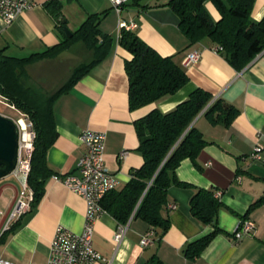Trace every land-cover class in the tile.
I'll use <instances>...</instances> for the list:
<instances>
[{
    "label": "crops",
    "instance_id": "1",
    "mask_svg": "<svg viewBox=\"0 0 264 264\" xmlns=\"http://www.w3.org/2000/svg\"><path fill=\"white\" fill-rule=\"evenodd\" d=\"M29 1L33 5L9 24L0 17V51L4 54L27 56L56 45L63 36L60 21L45 9L48 0ZM59 1L70 31L88 14L104 11L99 28L112 36L113 43L102 60L53 100L57 136L45 154L54 174L45 179L41 198L36 203L29 200L12 174L20 188L8 182L6 176L0 178V210L11 211L21 195L29 203L6 228V217L0 215V257L14 264H44L56 225L73 232L82 229L84 199L68 189L61 178L77 173L78 159L86 151L78 139L83 128L105 131V165L115 173L120 188L129 180L130 170L143 162L137 150L139 138L134 121L155 107L168 111L194 89L202 88L237 111L228 125L211 123L203 111L191 121L206 144L194 161L185 158L176 169L178 180L186 185L167 188L168 230L160 240L143 246L139 242L148 226L140 218H132L117 242L113 234L118 223L103 213L95 222L92 244L105 260L95 264H146L153 260L163 264H264V203L250 206L264 195V49L243 68L236 69L224 54L214 52L217 44L208 39L188 43L179 29L177 14L166 4L168 0H127L119 11L109 0ZM205 7L214 20L220 17L209 0ZM250 14L257 21L264 18V0H255ZM122 20L134 21L136 27L132 30L146 44L161 56H174L184 67L188 81L177 93L138 109L129 108V81L124 70L125 60L131 55L118 45ZM83 45L77 41L59 56L75 61L80 52H86ZM193 50H199L200 56L188 63L185 55ZM256 143L262 145L260 159L250 156ZM198 188L212 189L217 196L221 204L217 226L223 231L211 238L198 255L188 257L184 254L187 244L212 230L190 214L189 200ZM243 219L252 220L254 229L239 240L233 239V231Z\"/></svg>",
    "mask_w": 264,
    "mask_h": 264
},
{
    "label": "trees",
    "instance_id": "2",
    "mask_svg": "<svg viewBox=\"0 0 264 264\" xmlns=\"http://www.w3.org/2000/svg\"><path fill=\"white\" fill-rule=\"evenodd\" d=\"M208 0H168L166 4L177 14L179 29L188 43L203 39L220 46L221 54L236 69L243 68L264 49V18L254 20L251 16L255 0H209L220 17L214 20L205 7ZM59 0L45 2L54 18L62 15ZM104 14L91 13L71 35L65 34V24L59 22L62 38L55 44L27 56H11L0 51V93L33 123L36 136L30 153V170L27 185L31 190L32 202L41 198L45 179L54 174L48 167L46 154L54 142L57 131L53 118V103L61 93L72 85L93 65L104 58L111 49L113 38L99 28ZM82 41L86 49L85 58L71 72L68 80L55 92L44 95L26 83L27 66L42 59L55 57L68 46ZM118 45L126 49L131 57L125 60L128 75V103L130 109L158 102L177 93L187 81L185 69L174 56H161L143 41L136 31L121 28ZM211 123L228 125L237 109L210 92L196 88L184 100L168 111L152 108L134 121L138 149L143 157L140 167L130 170L129 180L120 188L107 192L101 204L106 212L119 224H127L132 218H140L160 240L170 226L167 215L168 187L172 184L186 185L178 180L176 169L181 160L196 159L206 141L201 131L191 121L202 112ZM212 189L198 188L189 200L190 214L212 230L206 235L189 242L184 254L198 255L216 234L223 230L217 226L218 210L221 206ZM264 203V195L252 202L251 207ZM14 228L11 229V231ZM146 264H163L153 260Z\"/></svg>",
    "mask_w": 264,
    "mask_h": 264
},
{
    "label": "built area",
    "instance_id": "3",
    "mask_svg": "<svg viewBox=\"0 0 264 264\" xmlns=\"http://www.w3.org/2000/svg\"><path fill=\"white\" fill-rule=\"evenodd\" d=\"M112 6L119 11L120 6L127 0H109ZM33 2L29 0H0V17L4 23L12 22L25 8H29ZM119 27L124 29H133L136 27L134 21H120ZM220 46L213 48L214 52L221 51ZM200 51L193 50L185 55V61H196L199 58ZM0 103L6 104L13 108L18 114L12 118L17 124L18 129V159L16 166L11 174H13L21 183L23 190L27 193V198L32 199V192L27 185V176L30 170V158L33 150V139L36 133L33 128L32 121L25 113L8 102V99L0 93ZM5 116L4 113H1ZM106 133L102 130L93 128H83L79 134V141L85 146V153L78 159L76 164L77 173L65 174L61 180L72 192H75L84 199L85 210L82 229L73 232L62 224L56 225L53 238L49 246L46 262L44 264H95L98 260H105L102 254L97 251L93 243V230L98 217L106 210L101 204L103 196L117 188L118 179L115 173L105 165V140ZM262 145L256 143L250 154L252 159H260ZM122 152L120 155H123ZM56 178L57 176L54 175ZM24 196H20L13 209L8 213L0 210V215L6 217L4 228L8 227L11 220L15 219L29 205L28 201H24ZM174 207V205H171ZM128 224L117 225L113 238L119 242L125 234ZM254 222L250 219H243L236 225L233 231V239L239 240L254 229ZM154 232L148 229L140 238V244L143 246L152 245L154 242ZM0 264H14L0 257Z\"/></svg>",
    "mask_w": 264,
    "mask_h": 264
},
{
    "label": "rangeland",
    "instance_id": "4",
    "mask_svg": "<svg viewBox=\"0 0 264 264\" xmlns=\"http://www.w3.org/2000/svg\"><path fill=\"white\" fill-rule=\"evenodd\" d=\"M58 54L55 57L42 59L43 61H36L27 66V79L26 83L32 89L44 95H49L55 92L61 85H63L73 72L74 68L80 64L85 58V53H79L78 58L75 61H69L62 58ZM0 112L4 113L5 116L17 117L18 113L6 104L0 103ZM13 175V174H12ZM8 182L20 188L18 181L11 176H6ZM5 197L8 198V192H5Z\"/></svg>",
    "mask_w": 264,
    "mask_h": 264
},
{
    "label": "water",
    "instance_id": "5",
    "mask_svg": "<svg viewBox=\"0 0 264 264\" xmlns=\"http://www.w3.org/2000/svg\"><path fill=\"white\" fill-rule=\"evenodd\" d=\"M65 24L63 29L65 34H70V29L66 26L63 16L59 20ZM15 121L0 114V178L12 173L18 159V129Z\"/></svg>",
    "mask_w": 264,
    "mask_h": 264
}]
</instances>
